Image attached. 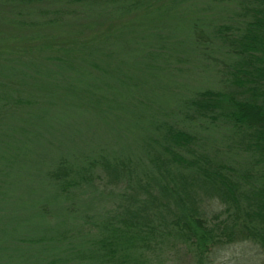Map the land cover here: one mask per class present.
I'll list each match as a JSON object with an SVG mask.
<instances>
[{"label": "trees", "instance_id": "obj_1", "mask_svg": "<svg viewBox=\"0 0 264 264\" xmlns=\"http://www.w3.org/2000/svg\"><path fill=\"white\" fill-rule=\"evenodd\" d=\"M162 1L0 0L61 52L0 48V264H264V0H165L116 51Z\"/></svg>", "mask_w": 264, "mask_h": 264}, {"label": "rangeland", "instance_id": "obj_2", "mask_svg": "<svg viewBox=\"0 0 264 264\" xmlns=\"http://www.w3.org/2000/svg\"><path fill=\"white\" fill-rule=\"evenodd\" d=\"M160 7L158 6H154L151 8H142L140 10H134L131 14H129L127 17H124L123 19H118L115 20L111 23H107L105 24V26H102L101 29L103 30H107V29H111V28H117L118 29L115 31L117 32V35H115L113 37V48L116 49V51H118L119 53L124 54L127 57H134L138 50L139 47H143L144 44L141 39L144 36V39L147 40L151 39V35L150 33L156 29H154L153 27H161V24L165 26V0L162 1L160 3ZM9 6H4L1 2H0V26L7 28V25H10L11 22V12L10 10H8ZM159 13L158 16H155ZM161 15H163L161 17ZM42 31L43 32H57V30H55V27H42ZM70 27H66V29L68 30ZM12 32H14V34H17L19 31H17V29L15 28H11ZM72 29V28H71ZM67 30L64 31V33L66 34ZM22 31V30H21ZM25 31V30H23ZM59 31V30H58ZM73 31V30H72ZM6 32V31H5ZM28 32V31H27ZM25 33V32H24ZM17 34L18 36H10L9 38L4 37L3 39V35H0V48H4L7 51L11 52L13 55H17L18 58L25 60L28 59V57L30 56L28 53L29 51H33L36 52V54H48V53H58L61 54V52H59V50L57 49L59 47L58 44L52 46L53 49L48 48L46 50H41L39 49V47H42L44 44L43 39H37V40H29L25 34ZM102 35V34H101ZM103 37V36H102ZM51 44L54 43V40H51ZM34 49V50H33ZM61 49V48H60ZM7 60V59H6ZM75 63L79 62V63H83L81 58H74ZM7 62V61H6ZM18 65H16L17 67ZM7 69L8 71H11L13 68V65L11 63H7ZM6 82L10 83L12 82L14 79H5ZM73 78L70 80V82H73ZM15 85V86H13ZM19 83H17L16 81H13L12 85L10 87H18ZM237 248V253H240V246L236 247ZM240 250V251H239ZM232 256V252H225L224 253V257H226V259H231ZM174 253L172 252V250L168 249L165 251L164 253V257L162 261H158L156 262L155 258L153 259L154 263L153 264H176L174 261ZM257 256L255 255V252L250 251V250H246L243 252L242 256L235 262H230L231 264H261L260 260H257ZM222 261V260H221ZM225 261V260H224ZM231 261V260H230ZM218 264H226V263H220V261H218Z\"/></svg>", "mask_w": 264, "mask_h": 264}]
</instances>
